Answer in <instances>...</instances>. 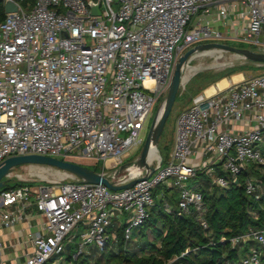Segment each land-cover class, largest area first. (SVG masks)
Listing matches in <instances>:
<instances>
[{"label":"built area","instance_id":"built-area-1","mask_svg":"<svg viewBox=\"0 0 264 264\" xmlns=\"http://www.w3.org/2000/svg\"><path fill=\"white\" fill-rule=\"evenodd\" d=\"M14 1L18 10L0 22V164L11 156L40 154L76 163L96 160L107 168L121 165L142 144L147 118L185 51L208 39H237L264 53V0H92L100 2L99 15L92 14L91 0H34L27 7ZM199 151L213 160L191 164ZM218 161L226 175L217 174ZM250 163L264 165V74L197 95L178 117L169 159L161 155L153 162L152 174L140 169L115 180L139 178L135 185L112 190L75 180L1 189L0 224L10 228L27 218L35 197L46 221L31 235L33 250L23 264L51 259L62 264L61 255L74 242L70 233L85 222L89 230L63 263L75 264L86 245L104 250L112 237L117 241L109 228L125 214L128 243L133 229L149 217L159 185L177 189L179 210L195 209L207 229L203 193L188 180L204 171L228 188ZM259 187L254 177L245 182L258 200L264 195ZM164 207L173 211L168 202ZM247 239L255 245L242 264H262L264 229L231 241Z\"/></svg>","mask_w":264,"mask_h":264},{"label":"trees","instance_id":"trees-1","mask_svg":"<svg viewBox=\"0 0 264 264\" xmlns=\"http://www.w3.org/2000/svg\"><path fill=\"white\" fill-rule=\"evenodd\" d=\"M6 16L4 1L0 0V22L4 21ZM232 72L235 73L234 70ZM163 159L166 162L168 157L164 154ZM215 166H218L216 171L218 170L220 175L224 174L220 164ZM257 167L259 166H246L238 175V182H233L228 188L213 182L204 171H199L190 179L191 187L203 193L207 229L201 225L195 209H192L191 213L179 210L177 190L175 194H170L174 188L159 185L154 190L155 204L150 208V215L138 232L144 243L141 248L142 254L125 246L127 244L124 238L125 225H118L117 251L108 252L109 245L103 250L106 264L113 261L119 264H242L253 242L251 240L249 246L245 245V242L233 244L231 239L240 237L251 229H264V195L258 200L248 194L245 188L246 180L255 177L257 173L264 184V174L262 175ZM19 186L20 183L7 186L5 189ZM166 202L174 206L170 213L165 210ZM150 235L154 237L153 240L149 239ZM130 241L134 240L131 238ZM135 241H138V238ZM187 249L189 252L181 256ZM82 255L75 260V264H93L92 254H87L83 259ZM176 256L179 258L174 260ZM47 264H54V260L51 259Z\"/></svg>","mask_w":264,"mask_h":264},{"label":"rangeland","instance_id":"rangeland-1","mask_svg":"<svg viewBox=\"0 0 264 264\" xmlns=\"http://www.w3.org/2000/svg\"><path fill=\"white\" fill-rule=\"evenodd\" d=\"M23 7H27L28 5L34 4L31 0H17ZM5 5V2H4ZM221 31H223L224 26L220 25L218 26ZM222 42L225 44H229L235 47L239 48H252L256 49L250 43L240 41L237 39H229V40H213V39H208L206 42ZM210 50H204V51H199L197 52L187 63L185 66L183 75L185 76L188 73V70L191 67H195L194 73L190 76V78L185 81L180 88V91L178 93L177 99L174 103V106L172 108L171 114L169 116V119L167 121V124L164 128V131L160 137L159 144L157 146L160 155L168 157L173 151L174 145H175V130H176V123L179 114L181 112L188 110L189 108L192 107L193 105V99L202 93H207L206 90L210 86H214L215 89L217 87V84L219 81L223 79H232V76L236 74H240L239 78L237 80L242 79V75L244 74L245 78H250L251 76H255L258 74H264V64L260 63H255V62H250L249 60L239 57L237 54L229 51H214L213 53H206ZM186 52V51H185ZM184 52V53H185ZM222 54V55H221ZM216 58V59H215ZM217 62V63H216ZM222 65V66H221ZM219 67V68H218ZM202 70V71H201ZM235 71L234 74H232V71ZM194 75V76H193ZM236 80V81H237ZM169 89L167 92H165L158 103H156L151 110L146 124L145 128L142 131L141 139H142V144L132 148L129 151L128 156L125 158L124 163H131V165L136 161V159L140 156L141 150L143 148V145L146 141L148 132L150 130V126L153 122V119L155 117H160L164 111L165 108V102H166V97L168 94ZM215 92V91H214ZM213 92L209 93L212 94ZM208 94V93H207ZM156 161H154L155 163ZM80 165L86 167L87 169L94 170L96 172H103L106 173L109 176H113L116 171H118L121 167V165H117L114 167L107 168L104 166L103 162H98L96 160H91V159H86L82 160L80 162H77ZM123 163V164H124ZM252 165L255 164H247V167H251ZM257 169H260V172L262 175L264 174V165L257 167ZM134 170H128V174H130ZM62 172V174H61ZM67 174L69 176H67ZM127 174V173H126ZM127 174V175H128ZM65 178H64V176ZM67 176V177H66ZM254 177V176H253ZM6 186L1 189H5L7 186H15L17 184L21 185H29L31 188H38L40 186H46V187H55L57 182H69V181H75V180H82L78 175L75 173L65 170L62 168H58L55 166H50L47 164H38V163H29V164H24V165H18L11 173L6 175ZM256 179V182H258V185L261 187V191H264V184L262 182V179L260 177V174L257 173L254 177ZM190 179L188 180V184H190ZM193 182V181H192ZM191 187V185H189ZM259 187V189H260ZM175 189V188H174ZM172 190L170 194H175L176 190ZM178 195V192H177ZM176 195V197H177ZM33 200H35V197H32ZM167 203V202H166ZM165 203V204H166ZM169 203V202H168ZM205 210H206V205H205ZM122 223L126 224L127 221L125 219L121 218ZM117 220L113 219V222L115 223ZM83 230V233L88 231L89 228L85 224V222H80L78 226H76L72 232L70 233V237L74 238V242L78 241V238H76V234L78 233L79 229ZM112 228H109V231ZM140 230V227H135L132 231V240L129 243L125 244L126 247H128L131 250H136L138 254H142V246H144L143 240L140 239V235L138 234ZM113 236V233H111V237ZM138 238V241H135ZM150 240H153L154 237L152 235L149 236ZM114 238L112 237L110 245L108 246L107 251L112 252L111 249V243H114ZM242 240V239H240ZM233 241V240H232ZM251 240L247 239L245 242V245L249 246V242ZM233 242H236L233 241ZM242 242V241H241ZM252 246L255 245L254 241H251ZM72 243V244H73ZM247 243V244H246ZM89 246H93V244L86 245V248L83 251L82 259L83 257L87 256V248ZM250 248V247H249ZM78 249V247L76 248ZM250 250V249H249ZM73 251L67 252L62 254V260L63 263L71 260L70 257L73 255ZM92 256V263H100L101 257L104 255V251L101 249L95 248L94 251L91 253ZM58 257V256H57ZM105 261V258L104 260ZM108 264H119L118 262L116 263L115 261L110 262Z\"/></svg>","mask_w":264,"mask_h":264},{"label":"water","instance_id":"water-1","mask_svg":"<svg viewBox=\"0 0 264 264\" xmlns=\"http://www.w3.org/2000/svg\"><path fill=\"white\" fill-rule=\"evenodd\" d=\"M92 8L93 15H99L100 2H89ZM6 13L16 12L18 10V4L14 0H9L5 3ZM204 50H220L229 51L237 54L239 57H243L247 60L253 61L255 63L264 64V53L258 52L249 48H239L222 42H208L197 44L194 47L187 50L181 55L179 61L176 64V69L172 77V81L169 86V91L166 97L165 108L160 117H155L150 126L146 141L141 150L140 156L131 165V163H124L121 165L120 169L115 172L113 176H109L103 172H96L94 170L87 169L86 167L80 165L76 162L64 161L55 157L45 156L40 154H27V155H16L7 158L4 162L0 164V188L6 186L7 178L6 174L13 169L15 166L24 165L29 163L47 164L50 166H55L65 170H69L80 177L84 182L91 184L103 183L107 185L112 190H121L135 185L140 179L135 178L128 183L116 184L115 180L121 177H125L128 174V170H140L144 169L152 174L155 171V166L150 162V155L153 148H157L159 144L160 137L166 126L168 117L172 111L174 103L176 101L177 95L184 83V69L189 60L199 51ZM158 149V148H157ZM238 163L243 166V163L238 159ZM132 171V172H134ZM127 173V174H126ZM238 182V179L236 180ZM68 245V249H69Z\"/></svg>","mask_w":264,"mask_h":264},{"label":"crops","instance_id":"crops-1","mask_svg":"<svg viewBox=\"0 0 264 264\" xmlns=\"http://www.w3.org/2000/svg\"><path fill=\"white\" fill-rule=\"evenodd\" d=\"M215 13H216V9H214V15L213 16H215ZM223 30H225V31L229 30V27H224ZM239 75L240 74H236V75L232 76L230 83L236 81L237 79L234 80V77L239 76ZM241 75H242V79L237 80V81H241L245 78L244 74H241ZM217 86H218V84H217ZM209 88L210 89L213 88V90L215 91L214 86H212V87L210 86ZM209 88L206 90L207 93L214 92V91H210ZM219 88H221V87H219ZM230 128L234 129V130H238V129H241L242 126H235L234 128H233V126H231ZM175 139H176V130H175ZM211 158H212V156L204 155V154H202L201 151H199L198 153H195V155H193L192 158H190V162H191V164L198 166L202 161L203 162L204 161L210 162V160L212 161L213 159H211ZM220 163L221 162L218 161L216 163V165L220 164ZM210 166H211V164H210ZM217 167L218 166H215V168H217ZM217 174H219L218 170H217ZM222 175H226V174L224 173ZM196 186H198V185H196ZM177 197H178V201H179V198H180L179 191H178ZM32 201H34V203L31 204L30 207L27 208V210L25 212L27 214V218L23 219L20 222L15 223L10 228L3 227L0 224V240L3 244V250H4L3 254L0 255V264H23L26 260L27 251L32 252L33 245L31 243L30 237L34 232H37V231L43 229L44 223L46 221V216L42 212L39 211L37 205L35 204V200L32 199ZM171 206L173 209L174 206L172 204H171ZM12 208L15 209V206H13ZM128 218H129L128 214H125L123 216V219H125V221H128ZM122 224H123L122 220L121 221L117 220L112 227V231H115L117 233V231H116L117 226L122 225ZM115 232H113V233H115ZM84 233H83V230L80 228L78 233L76 234V238H78V241L73 243L71 246L73 252H75L77 250L76 249L78 246L77 244L82 243ZM116 245H117L116 240H114V243L113 244L111 243V246H110L112 251H114V252L117 251ZM85 248H86V246H85ZM95 248H97V247L94 245L89 246V248H87V250H86L87 254L90 255L94 251ZM102 257L104 258V256H102ZM102 257H101L100 261L106 264V261H103L104 259H102Z\"/></svg>","mask_w":264,"mask_h":264},{"label":"bare ground","instance_id":"bare-ground-1","mask_svg":"<svg viewBox=\"0 0 264 264\" xmlns=\"http://www.w3.org/2000/svg\"><path fill=\"white\" fill-rule=\"evenodd\" d=\"M214 51H220V50H211V51H208V52H206V53H213ZM221 52V51H220ZM222 55V54H221ZM216 59V58H215ZM217 63V62H216ZM222 66V65H221ZM219 68V67H218ZM195 67H191L189 70H188V73L184 76V80L185 81H187L189 78H190V76L194 73V71H195ZM202 71V70H201ZM194 76V75H193ZM239 78V76H235L234 77V80L235 79H238ZM184 81V82H185ZM230 83V80L227 78H225V79H223V80H221V81H219L218 82V86L219 87H221V88H226L227 86H228V84ZM212 87V86H211ZM210 89V88H209ZM210 91H214L213 90V88L212 89H210ZM210 93V92H209ZM208 93V94H209ZM161 158V155H160V153H159V150L157 149V148H153L152 149V151H151V155H150V162L151 163H153L154 161H157V160H159ZM17 166H15L13 169H11L6 175H8L9 173H11L15 168H16ZM61 174H62V172H61ZM64 176V175H63ZM67 176H69L68 174H67ZM66 176V177H67ZM64 178H65V176H64ZM68 245L70 246L69 247V249H68ZM67 252H71L72 253V248H71V245L70 244H67ZM73 258V255H72V257H71V259Z\"/></svg>","mask_w":264,"mask_h":264}]
</instances>
